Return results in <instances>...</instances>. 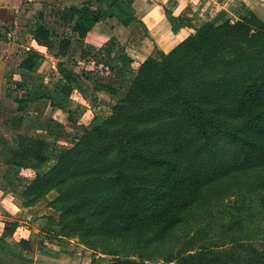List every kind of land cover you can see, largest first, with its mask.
Here are the masks:
<instances>
[{
	"label": "trees",
	"instance_id": "16d2710c",
	"mask_svg": "<svg viewBox=\"0 0 264 264\" xmlns=\"http://www.w3.org/2000/svg\"><path fill=\"white\" fill-rule=\"evenodd\" d=\"M56 13L80 40L101 21L128 26L136 19L133 0H96ZM166 15L175 32L188 28L189 35L138 63L121 44L119 63L136 67L125 92L115 68L105 78L97 71L92 87L96 99L100 91L118 97L100 100L108 114L83 124L45 172V138L20 134L13 148L4 139L0 185L17 188L24 206L53 193L48 205L59 212L57 234L94 250L90 264H264V18L251 12L197 24L170 7ZM53 34L36 24V41L47 44ZM116 37L103 48L108 55ZM73 44L63 34L60 55ZM40 57L31 48L21 67L36 70ZM85 74L60 61L58 97H43L72 118L68 102ZM18 226L7 220L0 244ZM20 245L33 250L30 240Z\"/></svg>",
	"mask_w": 264,
	"mask_h": 264
},
{
	"label": "rangeland",
	"instance_id": "374dc122",
	"mask_svg": "<svg viewBox=\"0 0 264 264\" xmlns=\"http://www.w3.org/2000/svg\"><path fill=\"white\" fill-rule=\"evenodd\" d=\"M91 1L96 5V0H0V144L5 139L10 148L16 147L20 134L45 138L50 161L39 168L41 172L48 170L56 161L57 155L74 144L82 134L83 124L89 125L94 114L100 116L108 114L109 107L100 103V100L101 102L107 101L109 104L116 100L117 96L111 97L105 91L97 92V99L95 98L92 87L94 79L98 77L97 71L105 73L104 75L100 73L101 78H105L106 73L115 68L114 71L118 73L122 80V93L125 92L135 74L136 67L123 68L119 63L117 58L120 54L118 47L121 45L119 38L116 37V42H113L115 45L113 54L108 55L103 48L112 43L110 42V36L93 33L80 40L77 36H74L71 26L64 24L57 16L56 12L60 8ZM222 1L194 0L196 5L194 4L193 8H190L193 13L191 11L189 13L191 12L192 15L195 14L199 18H202L203 13L204 21H206L211 7H218V4H222ZM107 4L108 1L105 5ZM169 5L170 8H173V6H176V2L172 0ZM219 7L218 14L210 18L217 22L225 18L222 15L227 10L222 6ZM255 7L256 12L264 17V0H257ZM238 8H240V5H237ZM251 12L254 11L239 9L237 15L242 17L244 14ZM39 21L57 32V34L52 35L47 44L38 42L34 38V29ZM63 34L71 35L74 40L67 57L60 55L58 52L59 40ZM88 45H91V47ZM31 48L41 52L39 65L33 71L21 67L22 60L28 56ZM97 59H100V61L96 66L93 60L97 61ZM60 61H65L70 66L74 65L90 76L88 77L85 74L86 77L82 79V82L77 83L76 90L73 92L70 102H68L69 106L67 107L72 108V118L68 112L61 110L56 104H52L49 97H43L45 95L58 97V90L54 82L56 81L55 77ZM112 64L115 66L112 67ZM26 95H32L35 99L22 104L20 98H26ZM6 167L7 165L0 153V172ZM19 174L25 177L28 172L20 170ZM1 182L6 183L4 179ZM1 186L3 185H0V192L4 191L6 193L5 196L0 193V200L2 201V198L5 197L9 201L0 202V235L7 220L18 221V230L22 231L17 235L5 237V242L0 244L1 264H30L27 259L36 256V263L33 264H51L41 258L44 254H47L46 256L49 254L60 256V259L55 260L57 264L59 261H62L63 264L91 263L96 254L94 250L80 243L79 238L65 240L56 233L44 230L41 224L38 226L33 222L32 217L25 212L15 213V207H10V203L16 202V196L19 195L16 193L19 190L8 188L9 186L4 189L5 187ZM53 196L54 194L51 193L46 197V200L53 198ZM233 197L235 198L237 195L235 194ZM229 200L231 201L233 198H228ZM41 211H45L44 208ZM55 214L58 216V213ZM5 217L8 218L5 219ZM263 223L260 222L261 225ZM29 226L41 230L39 232L37 230L34 238L37 244L35 245L36 250L25 254L23 251H19V247L21 246V236L29 233V230H27ZM211 239L216 240L217 238L215 235H211ZM256 243L259 246L262 245L260 241H256Z\"/></svg>",
	"mask_w": 264,
	"mask_h": 264
},
{
	"label": "crops",
	"instance_id": "0c3cea01",
	"mask_svg": "<svg viewBox=\"0 0 264 264\" xmlns=\"http://www.w3.org/2000/svg\"><path fill=\"white\" fill-rule=\"evenodd\" d=\"M172 0H134L133 7L135 8V16L136 19L133 20L128 26H124L123 24H117L114 20L110 21L106 24V22H99L95 28L94 33L112 36L116 35L124 45L126 52L133 57L136 62H142L149 56L160 57V50L169 51L172 49L177 43L183 40L186 36L189 35L191 31L188 32V28L182 29L180 32H175L172 29V25L167 18L166 8H169V2ZM176 2V6H173L174 14H187L194 18V21L198 24L204 21V14L202 13V18L197 17L195 14L192 15L193 11L190 8L194 6V0H174ZM220 3V2H219ZM257 0H223L222 4H218V7H211L209 10L208 19L216 16L218 14L219 6L222 8H226L227 10L222 17L225 18H233L239 19L240 16L237 15L239 9L242 10H253ZM196 5V4H195ZM237 5H240V8L237 9ZM189 8V10H188ZM221 8V9H222ZM244 8V9H243ZM256 8V7H255ZM223 10V9H222ZM189 11H191L189 13ZM257 13V12H256ZM258 14V13H257ZM236 17V18H235ZM262 17V16H261ZM224 18V19H225ZM264 18V17H263ZM197 20V21H196ZM199 21V22H198ZM109 24V25H108ZM182 37V38H181ZM5 196L4 191L0 192ZM1 197V195H0ZM0 202L5 203L8 202L4 197ZM50 199H43L39 203L33 206H24L22 204L21 199L16 196V202L10 203V207H15L14 212L17 214L25 212L26 214L32 217L34 223L38 224V226L43 227L44 230H48L50 232L56 233L59 228L58 220H59V212L54 208L48 205ZM44 208L45 211H41ZM58 213V216L55 214ZM8 217H5L7 219ZM34 226V225H32ZM29 226L27 230H29L26 235H22L21 239H27L31 241L33 250H36L35 245L37 230L38 232L41 230L39 228H34ZM53 227V228H51ZM56 227V229H55ZM15 235L22 233L21 230H18ZM43 231V230H42ZM43 231V232H46ZM58 235V234H57ZM60 236V235H58ZM62 237V236H61ZM63 239H70L63 237ZM72 239V238H71ZM19 251H23L25 254L28 253L22 246L19 247ZM31 253V252H30ZM33 253V252H32ZM36 255H38L36 253ZM44 254L43 258L45 262L51 264H57L55 260L60 259V256H55L56 254ZM37 257V256H36ZM36 257H32L31 259H27L28 263H36ZM62 260V259H61ZM44 262V263H45ZM58 264H63L62 261H59Z\"/></svg>",
	"mask_w": 264,
	"mask_h": 264
}]
</instances>
